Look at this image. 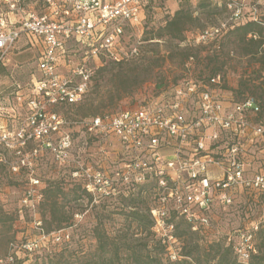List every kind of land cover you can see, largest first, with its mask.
Instances as JSON below:
<instances>
[{
    "label": "built area",
    "instance_id": "obj_1",
    "mask_svg": "<svg viewBox=\"0 0 264 264\" xmlns=\"http://www.w3.org/2000/svg\"><path fill=\"white\" fill-rule=\"evenodd\" d=\"M151 1L0 0V64L25 37L37 39L38 48L29 81L0 90V149L10 156L0 155V163L14 174L27 175L20 202L31 209L43 200V187L34 177L41 156L69 162L77 133L84 146L94 140L109 143L111 138L129 157L110 175L95 172L92 185L151 188V230L170 261L181 257L175 229L182 220L206 244L222 242L238 263L247 264L257 253L256 232L264 229V166L253 170L251 163V155L264 149V117H259L254 96L225 101L220 75H189L160 102L145 108L75 120L55 111L80 104L99 68L137 56L136 47L125 48L123 35L127 26L142 25L143 10ZM253 3L227 0V21L203 30L197 41H217L230 24L244 19L246 9L256 11L264 0ZM100 153L106 154L105 146ZM237 202L258 205L257 221L228 231L220 240L212 232L213 214ZM34 225L38 238L11 245L12 254L0 258V264L12 263L13 254L36 252L46 238L68 239L61 233L45 235L40 221Z\"/></svg>",
    "mask_w": 264,
    "mask_h": 264
},
{
    "label": "rangeland",
    "instance_id": "obj_2",
    "mask_svg": "<svg viewBox=\"0 0 264 264\" xmlns=\"http://www.w3.org/2000/svg\"><path fill=\"white\" fill-rule=\"evenodd\" d=\"M226 3L227 0H152L143 10L142 25L127 26L123 35L125 48L136 47L137 56L121 65L105 64L103 69L99 68L81 106L62 108L59 112L75 120L126 109L145 108L160 102L171 93L172 86L181 83L186 76L208 77L213 71L223 77L222 100L238 101L248 95L259 100L258 88L264 90V71L259 72L254 59L243 57L241 47L226 35L232 28L231 24L217 41L205 44L197 41L200 32L227 21L229 11ZM253 4V0H250L249 5ZM201 5H207L208 8H202ZM255 7L256 16L264 21V4ZM180 8L190 9L195 18L183 32L182 41L156 39L155 35L161 33L166 21ZM36 41L32 37H25L16 44L10 57L0 67V86L17 82L24 84L28 81L37 64ZM27 42H32V45H26ZM187 54L193 59L191 62H187ZM127 90L131 92L119 98L118 94ZM105 143L94 140L84 146L83 138L75 137L69 162L55 161L51 155L44 154L35 164L34 177L39 179L42 189L51 186L63 192L56 199L58 202L63 201L65 211L72 216L70 223L73 224L57 232L61 233L60 237L67 235L68 239L63 238L59 242L54 241L55 243L51 241L52 238L42 240L40 253L50 249L51 254L55 255L69 253L72 261L89 259L96 249L94 232L99 223L109 239L120 249L119 255L114 259L117 264L130 263L126 248L137 251L143 257H157L162 264H168L162 251L155 248L151 234L141 233L136 223L126 218V213L132 210L133 205L124 200V197L137 199L134 205L145 211L152 205L151 198L148 199L150 189L147 188L138 197L137 189H100L92 185V175L95 172L102 170L110 175L118 164L129 157L119 151L111 138L110 145ZM104 146L105 155L100 153ZM0 155L10 159L2 149ZM251 158L253 170L264 166V149L253 153ZM87 169L90 171L87 172ZM26 183L25 173L14 174L7 167H0V211L3 213L0 218L5 221L0 226V258L12 254L10 243L17 245L23 239L38 236L35 222L40 221L44 226L43 219H46L48 212L43 203L31 209L21 205ZM258 209V205L252 202H237L230 207L219 208L213 214L212 232L217 233V238L221 240L228 231L250 226L257 221ZM261 236L256 240L257 244H261L262 239L264 241V234ZM205 242L204 237L193 235V240L188 243L186 239L179 238L177 247L181 254L188 244L205 246ZM42 258L44 255L38 260L41 261Z\"/></svg>",
    "mask_w": 264,
    "mask_h": 264
},
{
    "label": "trees",
    "instance_id": "obj_3",
    "mask_svg": "<svg viewBox=\"0 0 264 264\" xmlns=\"http://www.w3.org/2000/svg\"><path fill=\"white\" fill-rule=\"evenodd\" d=\"M202 8H208L207 5H201ZM223 8H225L223 6ZM256 11H252L251 9H246L244 12V19L241 23H237L233 25L232 28L227 32V36L232 37L234 42L241 47V54L243 57H249L255 60L256 64L258 65L259 72L264 71V21L258 19L256 16ZM195 20L193 18V13L188 8H180L178 9L174 15L166 21L164 27L161 29V33L155 35L156 39L160 40L161 38H165L166 41H182L183 32L188 28V26ZM255 37V38H253ZM145 40H153V39H145ZM190 55H185V58L188 60ZM124 63V62H123ZM120 64H112V65H121ZM111 64L107 63L106 65ZM3 64H0V67ZM105 68V67H104ZM103 69V68H102ZM33 73V72H32ZM31 73V75H32ZM122 73H120L121 75ZM30 75V77H31ZM219 75L217 71H213L212 74L208 77ZM29 77V79H30ZM201 78V77H198ZM207 77H204V79ZM28 79V81H29ZM223 80V77H222ZM264 81V80H263ZM7 86L2 87L0 86V90L6 89ZM259 105H260V113L259 117H264V90L259 89ZM130 90H127L121 94H118L119 98L123 94L130 93ZM83 102V101H82ZM82 102L78 105L73 106H62L56 108L55 111L59 112L62 108L68 107H78L81 106ZM62 114V112H59ZM104 115V114H101ZM101 115H92L94 116H101ZM66 117V116H65ZM68 118V117H66ZM81 134L74 135L75 137H79ZM0 167L3 169L6 166L0 163ZM150 189L148 193V199L152 197L153 190L147 186L140 185L136 187L137 195L142 196L146 189ZM121 189H128V190H135L132 188H124ZM58 194H63L61 189L59 188H52L51 186H47L43 189V200L41 203L47 208V217L43 219L44 226L41 225V230L47 236L52 233H57L63 230L66 227L72 226L73 224L70 223L71 215L67 211H65V205L63 201L58 202L56 197ZM22 197V196H21ZM128 196L124 197V200H128L129 204H132L131 211L126 213V218L130 219L132 222H135L141 233L147 232L151 234V237L155 243V248L162 251L163 256L168 264H240L237 262L236 258L233 256V253L230 248L225 247L222 242L206 244L205 246L193 244L187 245L183 253L180 254V259L177 261H170L167 257L165 250L163 247L159 245V243L154 239L152 233V222L149 216V208L142 211L138 209L136 205L137 199L135 198H127ZM141 202V201H140ZM21 212V211H20ZM3 216L2 211H0V217ZM5 223L3 219L0 218V226ZM99 223L96 225V229L94 232V239L96 241V249L94 254L91 255L89 259H82L81 261H75L79 259H75L72 261L71 255L67 253L61 252L59 254H51L52 252L49 250L45 251L44 253H40L42 247L39 248L36 252L32 254H27L23 252H19L18 254H13V262L10 264H117L114 259L117 258L119 255L120 249L119 247L113 243L106 235L104 230L100 227ZM261 234H264V229L260 228L256 232V240L258 238H262ZM175 235L179 238L186 239L187 243L193 240V235L197 236L196 234L192 233L188 226L184 224L182 220H178L176 223ZM36 236L34 239H37ZM34 239H23L21 243H26L32 241ZM50 239V238H48ZM51 240V239H50ZM189 240V241H188ZM53 243L54 240H51ZM13 245L10 243V246ZM264 241L261 240V244H257V253L253 255L250 261L247 264H264ZM128 249L127 252L129 253V264H162L161 260L157 257L146 256L143 257L138 254L137 251L133 249ZM8 254V253H7ZM10 255V254H8ZM6 255V256H8ZM44 255V258L38 260L41 256ZM110 255V256H109ZM75 261V262H74ZM119 264V263H118Z\"/></svg>",
    "mask_w": 264,
    "mask_h": 264
}]
</instances>
